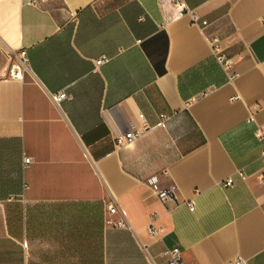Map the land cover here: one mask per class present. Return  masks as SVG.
I'll use <instances>...</instances> for the list:
<instances>
[{
	"label": "crops",
	"instance_id": "crops-1",
	"mask_svg": "<svg viewBox=\"0 0 264 264\" xmlns=\"http://www.w3.org/2000/svg\"><path fill=\"white\" fill-rule=\"evenodd\" d=\"M187 4L207 24L173 0H0V264H168L172 248L187 264H264V0ZM112 195L124 216L106 213Z\"/></svg>",
	"mask_w": 264,
	"mask_h": 264
},
{
	"label": "built area",
	"instance_id": "built-area-1",
	"mask_svg": "<svg viewBox=\"0 0 264 264\" xmlns=\"http://www.w3.org/2000/svg\"><path fill=\"white\" fill-rule=\"evenodd\" d=\"M47 0H25L26 3L32 5H39L42 2ZM174 5L178 8L179 15L181 16H188L191 19V22L195 25H205L207 24V20L202 19L199 12L188 6L187 0H173ZM263 29H264V21H263ZM210 44L212 47V51L214 56L216 57L219 64L222 68L227 72L229 78L232 79L235 77L236 72L233 71V59L228 56L221 46V40L218 36H212L210 38ZM8 57V76L13 79H23L24 71L28 68V55L26 49H20L18 51L12 50L7 54ZM109 57L102 56L100 58L95 59L96 66H100L101 64L107 62ZM203 92L202 94H204ZM72 96L68 94L66 91H58L51 93V99L56 104H59L66 98H71ZM239 98L238 95L234 96L232 99L235 100ZM251 120V118H249ZM139 132H136L134 129H130L126 131L124 134L119 135L116 138V142L119 146L129 144L132 142L137 136ZM255 136L264 143V126H257L255 130ZM25 163L28 164L32 161L31 157H25ZM261 160L263 162V170L261 174V180L264 182V145L261 150ZM238 174L242 177H245V172L240 169L238 170ZM233 178L229 177L224 182L223 185L225 186H232L233 185ZM153 192L155 193L156 197L161 200L162 202L167 201H176L177 200V193H176V186H167L163 187L160 183H154L151 186ZM190 209L194 210V203L190 200L187 202ZM106 213L107 214H117L120 213L122 216L125 215V212L120 208L117 199L114 195L106 202ZM118 225H125V220H120L116 222ZM163 231L162 227H156L155 224L149 226V232L153 235H158ZM167 255V263L168 264H187L183 258L182 252L179 248H172L166 250ZM223 264H249L247 259H245L241 255H237L233 258L226 260Z\"/></svg>",
	"mask_w": 264,
	"mask_h": 264
}]
</instances>
